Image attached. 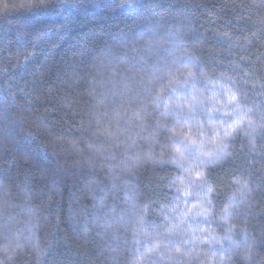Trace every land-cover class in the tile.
<instances>
[{
  "label": "trees",
  "instance_id": "obj_1",
  "mask_svg": "<svg viewBox=\"0 0 264 264\" xmlns=\"http://www.w3.org/2000/svg\"><path fill=\"white\" fill-rule=\"evenodd\" d=\"M197 68L247 91L259 120L260 0H0V264H37L36 242L47 249L40 264L218 262L203 219L182 217L183 203L170 211L175 167L146 159L164 142L159 111L133 118L142 78L167 83ZM253 135L238 138L214 179L217 208L235 195L230 222L246 226L253 264H264V139ZM144 202L153 211L141 226L131 206Z\"/></svg>",
  "mask_w": 264,
  "mask_h": 264
},
{
  "label": "snow or ice",
  "instance_id": "obj_2",
  "mask_svg": "<svg viewBox=\"0 0 264 264\" xmlns=\"http://www.w3.org/2000/svg\"><path fill=\"white\" fill-rule=\"evenodd\" d=\"M260 5H264V0H260ZM193 67L197 66L193 64ZM166 79L167 83L157 78L141 79L134 99L140 100L142 107L134 110L133 118L141 124L146 123L152 115L149 107L159 111L163 118L155 122V131L162 130L164 136L161 151L157 154L160 158L148 153L146 159L156 165L171 164L176 169V175L169 177V187L177 194V201L170 204V211L176 212L183 203L186 211L181 213L182 217L203 219L207 226L200 230L208 236L203 243L218 245L224 252L218 262L208 257L213 259V264H253L255 238L249 235L246 226L230 222L234 220L233 210L237 207L235 195L217 208L221 189L214 174L232 157L230 149L240 136L254 140L253 134L258 132L264 139V108L257 121L256 110L248 104L247 91L231 80L218 78L214 81L198 68L196 72L188 70L181 74H166ZM197 81L205 86L203 90L197 87ZM261 104L264 106V101ZM134 146L135 141L130 147ZM115 147L119 148L120 144ZM133 156L139 159L136 153L128 159ZM232 183L238 186L235 191L241 194L248 189V182L238 177ZM53 190H56L55 185ZM131 207L137 224L141 226L153 211L150 202L140 206L133 203ZM110 226L105 224V227ZM221 232L223 234L218 236ZM34 235L29 237V243ZM20 247L23 246L17 244V248ZM229 249L232 255L228 254ZM33 251L37 264H40L47 249L36 242ZM176 252L180 253V248ZM181 254L192 256L191 252ZM142 261V257L138 258L137 264H142Z\"/></svg>",
  "mask_w": 264,
  "mask_h": 264
}]
</instances>
